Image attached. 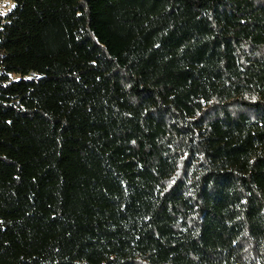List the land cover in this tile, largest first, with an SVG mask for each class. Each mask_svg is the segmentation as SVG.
I'll return each mask as SVG.
<instances>
[{"label": "trees", "instance_id": "16d2710c", "mask_svg": "<svg viewBox=\"0 0 264 264\" xmlns=\"http://www.w3.org/2000/svg\"><path fill=\"white\" fill-rule=\"evenodd\" d=\"M0 264H264V0H11Z\"/></svg>", "mask_w": 264, "mask_h": 264}, {"label": "built area", "instance_id": "2783aa9c", "mask_svg": "<svg viewBox=\"0 0 264 264\" xmlns=\"http://www.w3.org/2000/svg\"><path fill=\"white\" fill-rule=\"evenodd\" d=\"M14 4L11 0H0V12L7 13L12 10Z\"/></svg>", "mask_w": 264, "mask_h": 264}, {"label": "snow or ice", "instance_id": "6c2138e0", "mask_svg": "<svg viewBox=\"0 0 264 264\" xmlns=\"http://www.w3.org/2000/svg\"><path fill=\"white\" fill-rule=\"evenodd\" d=\"M4 13L0 12V15H3Z\"/></svg>", "mask_w": 264, "mask_h": 264}]
</instances>
